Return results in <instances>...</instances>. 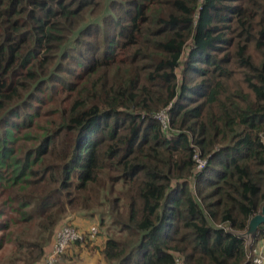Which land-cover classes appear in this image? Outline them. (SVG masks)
<instances>
[{"label":"trees","instance_id":"16d2710c","mask_svg":"<svg viewBox=\"0 0 264 264\" xmlns=\"http://www.w3.org/2000/svg\"><path fill=\"white\" fill-rule=\"evenodd\" d=\"M263 204L264 0H0L9 264L67 213L106 264H255Z\"/></svg>","mask_w":264,"mask_h":264},{"label":"rangeland","instance_id":"374dc122","mask_svg":"<svg viewBox=\"0 0 264 264\" xmlns=\"http://www.w3.org/2000/svg\"><path fill=\"white\" fill-rule=\"evenodd\" d=\"M88 21H94V17H87L86 22ZM207 163V162H206ZM202 170V169H201ZM200 171V170H197ZM77 213H67L64 218L58 222L56 224V226L54 227L53 233H52V237L50 239V241L47 243V251L45 252L44 258L46 257V255L49 254V249L51 247V244L54 240L55 234L58 230V228L65 224L66 222H68V224L71 225H76L79 226L80 228H87L88 229L91 226H96L98 228L99 231V225H98V214H95L94 217H89V216H80V215H75ZM258 214V213H256ZM255 214V215H256ZM79 224V225H77ZM82 225V226H81ZM259 226V225H258ZM254 232L257 231V228ZM30 234L33 233L34 231H29ZM99 236V234L97 235V237ZM247 258L253 259L255 256L254 251L257 250V248L259 249L261 246L264 247V234L260 237V239L258 238V240L254 243V247L253 249H250V243H251V238L247 237ZM97 241H95V237L92 240H88V241H83L81 243H76V244H71L67 249L66 252H64L60 259L62 264H106L105 261H103L101 253L99 251V247L97 245ZM10 248L5 249L4 251L0 252V264H9L7 262V254L9 252ZM252 253L254 254V256L252 257ZM44 261V260H43ZM41 263V262H40ZM37 263V264H40ZM255 263V262H254ZM42 264H45V262H43ZM256 264V263H255Z\"/></svg>","mask_w":264,"mask_h":264},{"label":"built area","instance_id":"2783aa9c","mask_svg":"<svg viewBox=\"0 0 264 264\" xmlns=\"http://www.w3.org/2000/svg\"><path fill=\"white\" fill-rule=\"evenodd\" d=\"M168 108H164L155 114L156 118L162 124V128L168 131L169 122H168ZM192 159L194 161L195 170H201L206 165V158L200 155L199 149L193 146ZM88 232L91 236L96 235L98 232V228L96 226H91L88 229ZM86 239L85 233L82 230L77 229L75 226L71 224H63L61 225L54 237V240L51 244L49 254L44 258L45 264H62L61 255L66 252V249L73 242H83ZM255 256L253 258V262L256 264H264V247L261 246L259 249L254 251ZM174 264H183V261L176 257Z\"/></svg>","mask_w":264,"mask_h":264},{"label":"water","instance_id":"95a60500","mask_svg":"<svg viewBox=\"0 0 264 264\" xmlns=\"http://www.w3.org/2000/svg\"><path fill=\"white\" fill-rule=\"evenodd\" d=\"M260 224H264V204L261 206V209L258 212V214L253 215L249 219L248 228L245 232V235L247 237L252 235L254 233V231L256 230V227Z\"/></svg>","mask_w":264,"mask_h":264}]
</instances>
